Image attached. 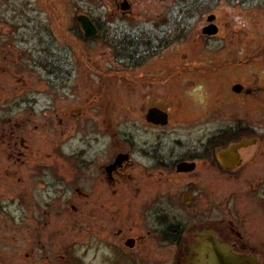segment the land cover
<instances>
[{"label": "rangeland", "instance_id": "obj_1", "mask_svg": "<svg viewBox=\"0 0 264 264\" xmlns=\"http://www.w3.org/2000/svg\"><path fill=\"white\" fill-rule=\"evenodd\" d=\"M119 1L121 0H0V16L8 18L15 16L12 19L15 23L24 22L22 12L26 6L31 5L37 9L40 7L43 21L48 25L49 30L56 33L47 36V40L55 38L52 41V50L50 49L55 57L58 48L64 43L61 40L65 37L64 27L69 24L76 9L89 15L93 22L99 25L101 30L96 39L84 43L79 38L77 42L78 56L75 71L78 87L76 95L74 91L71 99L73 103L75 96L76 106L74 103L73 106L78 112L76 135L79 149L90 133L86 126L88 118L93 114L96 120H101L105 113L100 104L108 105L109 102H112L116 108V111L112 112L107 108L109 116L115 115L121 109L116 116L119 133L128 131L127 133H132L137 140L139 137L148 139L151 134L158 133L161 139L168 141L169 147L174 148L175 157L188 149L187 139H204L206 135L235 122L252 125L258 134L264 136V0H127L129 8L126 11H121L117 7ZM210 14L214 15L213 22L218 28L214 36L203 35L201 32L202 27L207 25L206 18ZM105 26L113 36L116 34L117 38L130 40L133 43L147 35L159 46L166 44L162 46L164 49L162 55L157 60H152L149 66L142 68L157 71L158 77L152 76L146 83L131 86L124 82L122 76H111L110 89L107 90L105 70L114 65L115 61L105 46ZM13 32L11 47L0 52V64L5 65L6 69L13 71L14 74H18V76L14 75V83L8 88L7 92L10 95L15 94L11 92L12 90L23 89L21 87L24 84L19 81L21 79L28 82L29 78L31 83L35 82L29 84L31 87L38 83V79H34L38 74L30 66L33 63L28 64L27 61V59L33 60V56L25 55L23 53L26 49L25 45L18 41L21 37L25 39L33 35L24 33L25 30H22L21 25H15ZM166 46L168 49H165ZM163 70L167 72L160 73ZM152 80L155 83H152ZM235 84L242 87L240 92L232 89ZM47 87L46 104L49 108L50 105L56 104L57 92L52 91L48 85ZM67 105L65 101L62 109L67 110ZM153 105L165 109L169 114L168 124L159 130L151 129L152 127L139 122L146 109ZM12 112L14 121L20 123L15 134L26 137L30 130L31 135L28 138L30 142L26 147H21L20 144L21 152L19 156L14 154V161L3 157L5 153L1 151L7 149L4 144H0V176H3L2 171L7 166H13L15 170V173L0 181H14V184L20 187L27 181V177L22 173V168L30 165L25 161L26 157L39 152L55 156L58 140L63 139L65 142L67 138L65 134L62 137L58 136L59 126L56 119L60 114L55 111L46 113L45 117H36V122L32 125L24 124L25 113L21 105H16ZM34 125L37 127L32 129ZM102 131L99 124L97 134L101 136ZM134 144L135 148L140 149L138 148L140 144L137 145L135 142ZM66 145L68 146L67 142ZM258 149L259 153L256 155L264 151V139ZM36 158L40 159L42 164L54 160L48 157ZM128 166L136 167L143 175L142 189L138 195L142 200L141 226L139 230L132 228L129 232L134 234L133 231H137L135 235L142 247L141 264H150L152 261H157L158 264H170L172 249L150 230L156 223V213L165 215L168 223L180 225L187 223L186 213L181 209V205L179 207L160 201L150 203L153 192L166 189L168 184L163 180L152 181L149 177L150 169H147L149 163L145 158L140 157L138 152H134L132 162ZM260 172L264 170L262 168L254 170L255 183L260 178L261 181L264 180V174L261 176ZM213 174L215 172L207 167H200L193 178L187 177L185 182L190 179L196 181L207 191H210L217 182L222 188L223 209L230 211L229 219L234 221L236 218L244 222L248 232L247 237L253 244L259 245L264 240V204L258 205L250 195H247L248 186L241 187L244 176L249 179L250 173L245 175L242 172L237 178L221 175L218 179L220 182L216 181L217 176ZM255 183L251 185L252 188H256ZM256 184L258 187L264 185L262 182ZM172 185L176 187L177 184L174 182ZM86 191L83 189L80 194L76 193L77 197L87 199ZM232 191L235 194L232 198L229 196V199L233 202L228 203L226 197ZM55 198L61 200L57 202L60 205L53 207L50 213H46L38 226L40 231L43 233L45 231L46 235L51 237L47 249L51 253L48 252L50 255L48 258H52V263H55L54 259L57 258L64 260L65 252L70 250L71 254L79 257L85 264L92 262L115 264L112 245H106L100 237L105 229L104 221L90 216L89 211L92 207L83 204L81 200L72 208L66 206L64 197L60 193ZM210 198L213 199L207 197ZM199 203L201 209L204 203L202 197ZM34 207L36 206L31 205L28 211H32ZM14 208L15 215L19 214L18 208ZM27 222L33 224L30 217H27L20 226L11 228L12 231H16L13 238L15 242L11 244L15 253L12 261L15 263L27 264V259L33 257L35 253V250L29 249V245L32 244L29 233L35 228L25 227ZM14 224L18 225L17 222ZM129 225L131 221L127 222V226ZM20 231L21 237L24 236L22 240L19 239ZM241 234L246 237L243 232ZM25 253L28 258H21Z\"/></svg>", "mask_w": 264, "mask_h": 264}, {"label": "flooded vegetation", "instance_id": "obj_2", "mask_svg": "<svg viewBox=\"0 0 264 264\" xmlns=\"http://www.w3.org/2000/svg\"><path fill=\"white\" fill-rule=\"evenodd\" d=\"M39 10L40 7L37 9L31 5L23 8V23H15L12 20L15 16L10 18L0 16V52L11 47L13 27L21 25L22 30H25L24 33L32 34L33 37L25 39L21 37L18 41L25 45L26 49L23 50V53L28 57L33 56V60L27 59V61L28 64L33 63L30 66L38 74L34 77V79H38L36 86H29V84L35 83H31L29 78L28 82L21 79L19 81L23 82L24 86L21 87L23 89L12 90L11 92L15 94L10 95L7 92L8 88L14 83V75L18 76V74H14L13 71L6 69L5 65L0 64V144H4L7 149L1 153H5L3 157L7 160L14 161V154L19 156L21 152L20 144L21 147H26L30 142L28 140L31 135L30 130L26 137L15 134L20 125L19 122L14 121L13 117L12 111L16 105H21L25 113L24 124L32 125L36 122V117H45L46 113L52 111L60 114L56 119L59 126L58 136L62 137L65 134L67 140L65 142L63 139L58 140L55 156L39 152L26 157L25 161L30 165L22 168V173L27 177L24 186L17 187L14 181H0V264H23L12 261L15 253L11 244L15 242L13 238L16 232L12 231V227L20 226L27 217H30L33 224L27 222L24 226L35 228L29 233V237L32 238L29 249L35 250V253L31 258L27 257V253L21 257L28 258L27 264H85L79 257L71 254L70 250L65 252L64 260L57 258L54 259L55 263H52V258H48L50 255H48L47 244L51 237L47 236L45 231L44 233L40 231L38 226L46 213H50L53 207L60 205L57 202L61 200L55 198L58 193L64 197L63 201L66 206L72 208L78 205L81 200L83 204L92 207L89 211L90 216L104 221L105 229L100 237L106 242V245H112L115 264H141L142 247L135 235L137 231H133L134 234L129 233L132 228L140 229L142 214V200L138 195L142 189L143 175L136 167L128 166L132 162L134 152H138L140 157L145 158L149 163L147 169H150L149 177L152 178V181L163 180L165 184H168L166 189L153 192L150 203L160 201L169 205H181V209L186 213L187 223L184 225L168 223L165 215L156 213V223L150 230L161 242L172 249L170 264H202L204 260L208 262V246L206 244L212 239L225 244L226 250L230 252L256 260L239 264H264V240L259 245L253 244L247 237L245 223L240 219L235 218L234 221L229 219L230 211L226 208L223 209V193L219 184L215 182L210 191H207L205 187H201L196 181L191 180L200 167H207L215 172L213 175L217 176L216 181L219 182L218 179L221 175L237 178V175H242V172L245 175L250 173L249 179L244 176L241 187L248 186L247 195H250L258 205L264 204V185L258 187L256 184L259 182L264 184V180L261 181L260 178L256 183L254 181L256 174L254 170L259 168L264 170V151L260 155H256L259 153L258 148L263 142L264 136L258 134L252 125L235 122L233 125L206 135L204 139H187L188 149L175 157L174 148L169 147L168 141L165 142L164 139H161L158 133L151 134L148 139L139 137V140L132 133H127L128 131L119 133L116 116L119 115L121 109L115 115L109 116L108 110L116 111L114 104L109 102L108 105L100 104L105 113L101 120H96L93 114L88 118L86 126L90 133L86 137V142L79 149L78 136L76 135L78 112L73 106L76 101L75 96L73 103L71 99L74 91L76 95L78 87L75 71L78 56L77 42L80 38L84 43H88L96 39V36L84 38L77 18L79 10L76 9L69 24L64 27L65 37L61 38L64 45L62 44L58 48L55 57L50 51L55 38L47 40V36L56 35V33L49 30L48 25L40 16L41 11ZM93 23L98 29V35L101 29L96 22ZM105 31V46L115 61L114 65L105 70L107 90L110 89L111 76H122L124 82L131 86L146 83L152 76L153 78L158 77L157 71L142 68L149 66L152 60H157L164 51L162 46L166 44L159 46L147 35L133 43L130 40L117 38L116 34L113 36L106 26ZM216 34L217 32L209 36ZM167 46L164 48L168 49ZM3 57L5 58V56ZM162 72L166 73L167 71L163 70L160 73ZM27 74L29 73L27 72ZM152 83L155 82L152 80ZM47 85L52 91L57 92L56 104L50 105L49 108L46 104ZM65 101L68 104L67 110L62 109V104H65ZM50 102L53 104L52 100ZM152 107H157L167 113L165 124L147 120L148 111ZM139 122L152 127L151 129L159 130L168 124L169 114L165 109L153 105L146 109ZM99 124L103 129L100 133L101 136L97 134ZM35 127L37 125H34L32 129ZM134 142L141 145L138 147L140 149L135 148ZM36 157H48L54 160L42 164V161ZM38 162L39 164H37ZM13 173H15L14 167L7 166L2 171L3 176H0V179L7 178ZM260 173L261 176L264 174V172ZM187 177L191 179L185 182ZM174 182L177 184L176 187L172 185ZM253 183L256 188L251 187ZM83 189L87 190V199L77 197ZM127 194L133 196L127 197ZM234 194V191L228 194L226 197L228 203L233 202L229 196L232 198ZM201 197L205 206L202 205L199 209ZM207 197H213V199H207ZM31 205L36 207L29 212L28 207ZM14 207L18 208L19 214L15 215ZM147 211L148 209H146ZM128 221H131L129 226H127ZM228 221L229 223H227ZM14 222H17L18 225H15ZM22 238L24 236L21 237L20 231L19 239L22 240ZM91 264L99 263L92 262ZM150 264L158 263L152 261Z\"/></svg>", "mask_w": 264, "mask_h": 264}, {"label": "water", "instance_id": "obj_3", "mask_svg": "<svg viewBox=\"0 0 264 264\" xmlns=\"http://www.w3.org/2000/svg\"><path fill=\"white\" fill-rule=\"evenodd\" d=\"M118 8L122 11H126L129 8V3L127 0H122L117 4ZM78 21L80 23V29L84 38L95 37L98 33L97 27L94 25L91 18L85 13H79L77 15ZM214 15L210 14L207 16V20L210 22L204 26L201 30L202 34L213 35L217 32L218 28L213 21ZM232 89L236 92H239L241 86L235 84L232 86ZM147 120L153 121L155 123L165 124L167 122V113L157 107H152L149 109L147 114ZM208 246V257L207 261L204 264H239L242 262H254L256 261L253 258H249L245 255H238L233 252L226 250V246L223 243L215 242L213 239L209 240L206 244ZM202 263V264H203Z\"/></svg>", "mask_w": 264, "mask_h": 264}]
</instances>
